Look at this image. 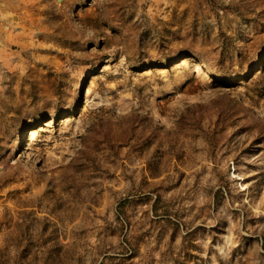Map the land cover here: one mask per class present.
<instances>
[{
    "label": "rangeland",
    "instance_id": "obj_1",
    "mask_svg": "<svg viewBox=\"0 0 264 264\" xmlns=\"http://www.w3.org/2000/svg\"><path fill=\"white\" fill-rule=\"evenodd\" d=\"M0 264H264V0H0Z\"/></svg>",
    "mask_w": 264,
    "mask_h": 264
},
{
    "label": "bare ground",
    "instance_id": "obj_2",
    "mask_svg": "<svg viewBox=\"0 0 264 264\" xmlns=\"http://www.w3.org/2000/svg\"><path fill=\"white\" fill-rule=\"evenodd\" d=\"M192 67H194V68H197L198 70H201V68H202V65L200 64V63H198L197 61H195L194 63H193V66ZM196 69V70H197ZM34 132V131H33ZM32 132V133H33ZM32 133H31V136H32ZM31 138V137H30Z\"/></svg>",
    "mask_w": 264,
    "mask_h": 264
}]
</instances>
